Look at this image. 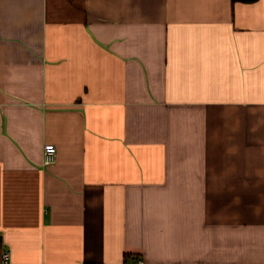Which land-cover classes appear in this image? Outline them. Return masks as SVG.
Listing matches in <instances>:
<instances>
[{"label":"crops","instance_id":"crops-1","mask_svg":"<svg viewBox=\"0 0 264 264\" xmlns=\"http://www.w3.org/2000/svg\"><path fill=\"white\" fill-rule=\"evenodd\" d=\"M0 264H264V0H0Z\"/></svg>","mask_w":264,"mask_h":264},{"label":"built area","instance_id":"built-area-1","mask_svg":"<svg viewBox=\"0 0 264 264\" xmlns=\"http://www.w3.org/2000/svg\"><path fill=\"white\" fill-rule=\"evenodd\" d=\"M57 148L54 144L49 143L44 147V164L45 166L52 165L56 162ZM9 252H6L3 257L4 259L9 258Z\"/></svg>","mask_w":264,"mask_h":264},{"label":"trees","instance_id":"trees-1","mask_svg":"<svg viewBox=\"0 0 264 264\" xmlns=\"http://www.w3.org/2000/svg\"><path fill=\"white\" fill-rule=\"evenodd\" d=\"M244 1H247V2H252V1H255V0H244Z\"/></svg>","mask_w":264,"mask_h":264}]
</instances>
